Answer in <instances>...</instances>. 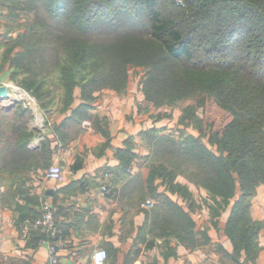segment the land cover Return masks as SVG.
<instances>
[{
  "label": "trees",
  "instance_id": "16d2710c",
  "mask_svg": "<svg viewBox=\"0 0 264 264\" xmlns=\"http://www.w3.org/2000/svg\"><path fill=\"white\" fill-rule=\"evenodd\" d=\"M193 1L195 8L189 11L173 0H0L6 21L24 27L17 37L8 30L4 34L7 51L2 58L10 64L14 82L45 110L58 105L66 111L79 90L82 102L73 112L81 123L90 120L107 140V117L88 116L87 108L102 88L126 89L132 66L146 70L142 90L157 106L194 99L198 105L221 108L226 119L220 124L207 115L200 118L197 108L189 111L198 135L189 131L175 135L157 126L140 132L150 158L146 191L156 199L146 211V223L154 239L164 238V247L172 250L168 245L175 240L194 249L212 238L208 227L197 229L193 214L206 208L217 226L229 209L225 232L233 250L218 245L223 264H242L243 254L255 262L264 227L250 211L252 197L264 183V0L188 4ZM16 109L27 110L22 101ZM16 126L13 136L28 157L34 133ZM135 148L132 135L116 148L123 168L136 156ZM42 153H49L45 143ZM13 154L10 150L0 158V184L2 172L18 167L14 159L7 162ZM179 175L207 194L197 195ZM160 185L165 188L160 190ZM15 209L23 235L24 221H34L41 209L19 203ZM45 235L31 225L25 237L38 244Z\"/></svg>",
  "mask_w": 264,
  "mask_h": 264
},
{
  "label": "crops",
  "instance_id": "0c3cea01",
  "mask_svg": "<svg viewBox=\"0 0 264 264\" xmlns=\"http://www.w3.org/2000/svg\"><path fill=\"white\" fill-rule=\"evenodd\" d=\"M5 28L0 8V45ZM11 76L10 64H4L0 55V85L15 83ZM18 92L9 88L8 99L0 101V108L7 110L0 111V158L13 150L7 162L14 159V167L18 166L2 172L0 264H50L48 245L31 243L16 225L17 203L39 209L44 200L55 208L60 264H97L93 253L99 248H106L109 254L102 264H223L224 256L218 245L233 250L232 240L225 232L229 209L220 216L217 226L212 224L208 209L193 214L197 229L208 227L212 238L209 244L194 249L171 240L168 247L171 246L174 253H170L172 250L162 243L164 238L154 239L148 230L146 211L156 199L146 191L150 158L140 132L152 127L153 123L147 117L136 115L142 112L133 105V94L123 97L107 89L96 95L91 107L87 108L88 116L107 117L110 131V140H107L90 120L82 119L85 122L81 123L79 115L73 112L82 102L79 90L72 107L66 111L60 110L58 105L45 110L36 99V104L31 105L21 100L27 110L20 112L16 109ZM10 101L14 103L6 107ZM16 125L34 133L28 157L13 136L12 128ZM130 135L136 146V156L127 168H123L116 148L124 146ZM44 143L49 147L47 155L42 153ZM76 163L78 167L74 168ZM53 164L62 166V179L48 177L47 171ZM104 169L114 173L108 180L109 193L101 189L104 181L100 173ZM132 179H137V183L130 184ZM164 188L160 185V190ZM195 193L207 194L203 189ZM172 197L178 198L176 194ZM250 211L254 219L264 221V183L258 185ZM259 239L262 248L255 262L245 260L243 254L242 264H264V227Z\"/></svg>",
  "mask_w": 264,
  "mask_h": 264
},
{
  "label": "rangeland",
  "instance_id": "374dc122",
  "mask_svg": "<svg viewBox=\"0 0 264 264\" xmlns=\"http://www.w3.org/2000/svg\"><path fill=\"white\" fill-rule=\"evenodd\" d=\"M173 1L175 2L176 5H181V6L185 5L186 6L185 8L188 9L189 11H192L195 8L194 1L188 4V2H190L191 0H173ZM0 8L2 11H4L1 5H0ZM21 13H22V16L20 17L19 20L23 21L25 19L23 17L25 12H21ZM193 19L194 18L191 15L190 20H193ZM4 20H5V25H6V28H5L6 32L4 33L5 35H7V32L9 31V34H11L12 37H17L19 34V31L24 30L23 26L21 25L18 26V24L14 23L13 21L7 22L5 17H4ZM7 23H9V25ZM3 41L4 43L0 45V55L1 56H3L4 51L5 52L7 51V45H6L7 38L6 40L4 38ZM15 50L11 52V55H14V53L16 52ZM47 71L48 70H46V73ZM145 71L146 70L143 67L132 66L130 68V80L128 83V87L122 91L115 90V92L116 91L119 92L123 97H126L127 94H130L129 97H132V94L134 95L133 105H136L139 111L142 112V114L137 113L136 114L137 116L142 115L143 118L147 117L148 121H152L153 126L164 128L163 129L164 132H173L175 135H180V132H184V134H186L188 133V131L195 133L197 135L200 133L198 128L196 129L192 126L193 124L191 122L192 117L188 116L189 111L190 110L193 111L194 109V112H195L196 108H197L196 112L200 118L207 115L208 116L207 118H209L210 121H213L216 124H220L223 121H225L226 119L225 112L214 104H212L211 106H203V105H198L196 103V100L194 99H183L174 105L166 104L164 106H157L152 101L146 100L145 95L142 90V83H141ZM6 85L8 89L16 88L17 91H20L17 89V87H20V86L16 83L12 82V83H7ZM23 89L24 88L21 87L22 91ZM107 89L114 90L111 88H102L96 91V95H98L99 93L101 94L104 90H107ZM191 105H193L194 108H190ZM50 109H53V106H51ZM178 178L179 180L181 179L180 181L184 183H188L191 187H193L192 188L193 191L195 190L196 192H199V190L201 189L205 190V188H200L194 182L188 180L184 175H179ZM156 181H159V179H157ZM197 195H199V193ZM154 205H150V208H152Z\"/></svg>",
  "mask_w": 264,
  "mask_h": 264
},
{
  "label": "built area",
  "instance_id": "2783aa9c",
  "mask_svg": "<svg viewBox=\"0 0 264 264\" xmlns=\"http://www.w3.org/2000/svg\"><path fill=\"white\" fill-rule=\"evenodd\" d=\"M16 89V88H14ZM19 91L18 96L16 97L19 101L23 100L31 105L32 103L36 104V98L27 90H21V87H17ZM12 101H10L11 103ZM63 168L59 164H53L49 167L47 171L48 177L54 179H62L63 178ZM114 173L109 169H104L100 173V177L104 181L101 185V189L105 193H109L111 191V184L108 181L113 177ZM41 213L34 220L27 219L24 221L22 226L23 236H27L30 230L31 225L35 228H41V230L46 234L41 237L39 242L46 243L50 250V264H60V260L58 257V247H57V238H58V225L55 219V208L51 202L48 200H44L41 203ZM108 250L106 248H99L93 253V260L97 264H102L108 259Z\"/></svg>",
  "mask_w": 264,
  "mask_h": 264
},
{
  "label": "water",
  "instance_id": "95a60500",
  "mask_svg": "<svg viewBox=\"0 0 264 264\" xmlns=\"http://www.w3.org/2000/svg\"><path fill=\"white\" fill-rule=\"evenodd\" d=\"M5 98L8 99V87H7V85H0V101L3 100V99H5ZM7 99H6V100H7ZM13 103H14V101L11 102V103H9V104H7V105H5V106H6V107H7V106H10V105H12Z\"/></svg>",
  "mask_w": 264,
  "mask_h": 264
}]
</instances>
